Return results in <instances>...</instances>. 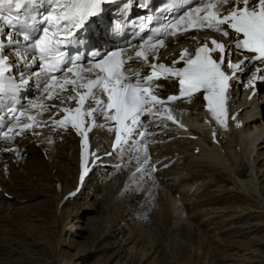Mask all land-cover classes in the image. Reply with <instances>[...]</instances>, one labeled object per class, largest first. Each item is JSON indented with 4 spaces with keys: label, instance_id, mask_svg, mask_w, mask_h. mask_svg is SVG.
<instances>
[{
    "label": "bare ground",
    "instance_id": "6f19581e",
    "mask_svg": "<svg viewBox=\"0 0 264 264\" xmlns=\"http://www.w3.org/2000/svg\"><path fill=\"white\" fill-rule=\"evenodd\" d=\"M212 36L221 38L219 33L207 31L174 38L161 51L160 60L181 68L185 65L181 53L187 50L193 56L197 46ZM224 41L228 56L238 53L239 49L232 47L234 38ZM150 63L151 59L130 66L147 70ZM244 65L255 76L251 63ZM224 69L233 72L226 64ZM239 79L235 76L232 82ZM177 90L178 78L174 76L158 87L163 94ZM69 96L71 93L61 92L58 99L50 101L52 106L44 115L25 119V123L38 124L40 129H24V123L16 127L19 137L15 142H0V264L73 263V259L62 257L63 252L62 258L58 257L61 239L57 240L54 211L60 234L72 232L83 239L71 243L76 250L73 257L78 254L86 259L100 254L95 259L97 264H192L179 259V248L184 246L189 249L185 251L187 256L197 261L203 257L202 252H210L222 264H233L235 260L264 264V220L235 225L244 217L264 216V94L251 101L233 99L232 112L221 124L209 116L202 98L168 106L167 110L182 124L162 117L149 127L152 136L146 147L148 163L143 148L130 145L125 153L97 161L81 185L80 138L68 122L66 126L55 123L64 119L61 99L69 102ZM34 102L40 111L48 101L36 97ZM183 125L190 132L184 133ZM91 137L98 154L109 150L106 127L93 131ZM226 194L229 202H224ZM29 197V201L44 198L40 209L43 213L39 215L51 220L48 228L30 233L43 246V254L15 247L13 241H5L8 237H1L12 230L30 231L12 219L32 216L25 202ZM90 213L98 216H89L85 227L73 226L75 219L78 222ZM174 214V227L180 233L178 247L172 253V248L159 238L161 232L152 225L156 218H163L161 230L167 235V217ZM209 231L213 233L212 243ZM238 235L244 239L234 238Z\"/></svg>",
    "mask_w": 264,
    "mask_h": 264
},
{
    "label": "snow or ice",
    "instance_id": "6c2138e0",
    "mask_svg": "<svg viewBox=\"0 0 264 264\" xmlns=\"http://www.w3.org/2000/svg\"><path fill=\"white\" fill-rule=\"evenodd\" d=\"M187 2L191 5L190 8L186 9L178 19H184L192 13L191 19L196 21L199 28L207 27L221 33L225 38L232 35L235 41L232 47L258 54L257 59L264 60V0H255L254 3L253 0H215L203 7L194 6L201 4L202 0H187ZM36 3L38 0H0V22L12 30L7 34V44L0 40V93H4L6 87L15 89L11 78H8V85L5 84V72H10L11 66L8 64L4 49L5 47H17L22 42H25L28 48L37 53L32 62L44 65L41 72L49 77V81L57 79L55 73H72L80 57L77 56L71 62V66L63 67L67 60L66 54L62 50V44L66 41H61L58 31H62L67 36L71 35L74 30L82 28L86 18L94 16L99 11L103 0H53L52 8L39 21L48 23V27L41 29L40 35L33 36L32 32L37 28L39 13L22 17L21 10L26 4ZM229 4L232 5L231 8H227L225 12L220 11L221 7ZM202 11L206 14L196 15ZM169 23L174 26L176 21ZM54 28L58 31H53ZM162 28L167 34L168 25H164ZM0 32H3L2 28H0ZM14 35L21 36L22 41L15 39ZM159 43L163 45V40H160ZM210 43L212 47H209L207 43L204 44L196 50L194 57L184 50L180 56V60L186 65L184 67L175 68L164 64L150 63L152 74L144 77L143 80L139 78V72L130 68L127 71L123 70L125 63L133 59L131 56L125 60L119 58L118 52H114L107 57H101L95 64V68L99 71L93 72L94 79L90 78L86 83H82L84 78L78 71L76 79L61 82V90H67V85L73 87L75 95L69 96L67 99L69 101L76 100L77 107L62 109L65 113L73 114L55 121V123L66 126L67 122H71V126L83 137V146L87 150V132L91 129L85 126L86 118L91 117V122L95 124L94 113H100L105 120L115 121L118 125L115 128L116 145H121L122 133L125 134L123 143L128 144L133 133L137 132V129L144 128L141 120L142 115L151 114L150 109L156 105H165L178 99L177 96L162 99L152 92L151 82L154 78H159L158 70L159 75L166 73L168 76L178 78L181 97H190L197 92L204 93L203 98L207 101L208 110L217 121L224 123L226 117L225 94L229 88L231 74L222 70V66L226 64L230 69L241 70L243 61L240 63L227 61L228 47L225 43L215 38ZM149 51H137L135 55L137 58L148 61ZM214 52L218 54V59H214L211 55ZM155 58L157 57L154 56ZM89 71L93 70L89 69ZM35 74L41 75V73ZM133 76L137 77L134 82L131 79ZM81 89L84 91H80ZM44 91H49L47 83L44 86ZM49 98L53 97L49 96ZM89 100L95 107H84ZM8 112L14 115L15 110L10 108ZM168 118L174 119L171 116ZM31 126L25 123L23 128ZM138 134L143 135L144 133L139 132ZM4 136L7 137V133H4ZM143 151L145 163H148L146 145L143 146ZM138 170L142 171L143 169Z\"/></svg>",
    "mask_w": 264,
    "mask_h": 264
},
{
    "label": "rangeland",
    "instance_id": "374dc122",
    "mask_svg": "<svg viewBox=\"0 0 264 264\" xmlns=\"http://www.w3.org/2000/svg\"><path fill=\"white\" fill-rule=\"evenodd\" d=\"M213 187L214 186H211L210 189H212ZM31 199H32V197H29L28 199H25V202H26V204H28V206H29L28 208H30V210H32V213H30V215H32V216H27V217H24V216H21V217L20 216H15L14 217L13 216L12 217V219H14L16 222L20 223L23 226V228L28 229L30 231L29 232H27V231L25 232L24 229H19L17 231V233H12L13 232V230H12L10 233H8V236L2 234L1 237H3V236L8 237L9 239L6 238L5 241L6 240L13 241L15 247L29 249V251H31V253H42L43 254V252L46 253V251H44V249H43V246L38 244V242H36L33 239V235H30V233L41 232L42 230H44V228H48V226H51V224H50L51 220L49 219L50 218L49 216H40V215H42L41 213H43V212H41L42 210H40L41 209V203H42L41 199H44V198L35 197L32 201H29ZM230 200L231 199L229 197V194H226L224 196V202H229ZM33 202H35V205H34ZM72 202H74V201H72ZM71 204H69V205H71ZM72 205H71V207H72ZM37 207H39V208H37ZM36 210H38V211H36ZM65 212H66V210H65ZM54 214H55V217H56L55 231H56L57 236H58L57 240L61 239V242H60V245H59V248L61 249V251L58 253V257L59 258L63 257L66 261H69L70 259H73L72 260L73 263H71V264H76V263H78V264H97L95 262V259L100 254L95 255L93 258H86V259H84L82 257H79L78 254L75 257H73L74 254L76 253V250L73 248V245L71 243L74 244L76 241H78V240L82 241L83 239H81L78 236H75L74 234H72V232H67L65 234L64 233L60 234V232H59L60 222L58 221V218H57V215H56L55 211H54ZM95 215H97V214H95V213H90V215L85 214V215H83L80 218V221L76 222L77 219H75V221L73 223L74 224L73 226L75 227V226L80 225L81 227L82 226L85 227V226H87V222H89L88 217L89 216H93L94 217ZM174 216H175V214H174ZM175 218L177 219V215L175 217H173V216L172 217H167V225L170 228V229L168 228L169 230H166L167 228L162 227V228H164L167 231V235H165L163 233V231L161 230V224H162L161 220L163 218L162 219L161 218H156V220L154 221V223L152 225L153 227L157 228V230L159 232H161V233L158 232L160 234V235L158 234L159 238L162 239V241L165 243L166 246H169L170 248H172L171 249L172 253L174 251L176 252L175 247H178L177 245H178L179 233H180L174 227V223L176 222ZM159 220H160V222H159ZM246 220H248V221H246ZM263 220H264V216L263 217H261V216L257 217V216L251 215L250 217H244L240 222H237L235 225L237 226L239 224H244V223H249V222H256V221H261L262 222ZM176 230L178 231V233H177ZM210 233L213 235V233L211 231L207 232L208 237L210 236L209 240L212 243V240H211L212 239V235H210ZM246 235H248V234H246ZM234 238H237V239H239V238L242 239L243 238L244 239V236L238 235V237L235 236ZM214 243L215 242H213V246H215ZM83 244H85V243H82V245ZM186 248L187 247H185V246L183 248L182 247L179 248V252H181L180 254H182V256L179 257V259H180V261L182 260L183 263H184L185 260H187V261L192 262V264H194L195 262H199V261H201V262H199V264H222V261L220 259H215V256L211 255L210 252H207V254H206V252L205 253L202 252L201 256L203 255V257H200L201 259L199 258L198 261H197V259H191L186 254V253L189 252V249L187 248L188 250H186ZM40 249H42L43 251L40 250ZM200 249L202 250V248H200ZM220 249H223V248H220ZM211 250L213 251L214 247L211 248ZM185 251H188V252H185ZM203 251H205V250H203ZM62 252H63V255L61 257ZM4 255H6V254H2L1 256H4ZM168 255L170 257L171 254L168 253ZM170 258H172V257H170ZM232 263L233 264H241V262L238 261V260H235ZM189 264H191V263H189Z\"/></svg>",
    "mask_w": 264,
    "mask_h": 264
}]
</instances>
